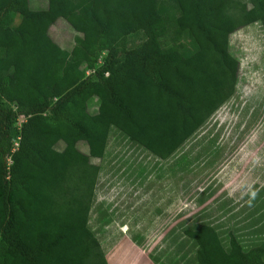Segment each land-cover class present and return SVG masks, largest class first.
<instances>
[{"label":"trees","instance_id":"trees-1","mask_svg":"<svg viewBox=\"0 0 264 264\" xmlns=\"http://www.w3.org/2000/svg\"><path fill=\"white\" fill-rule=\"evenodd\" d=\"M58 19L70 51L49 35ZM257 22L264 0H0V264H107L87 218L110 127L169 157L232 98L229 37ZM184 234L198 264H264L232 231L228 250L210 226Z\"/></svg>","mask_w":264,"mask_h":264},{"label":"crops","instance_id":"crops-1","mask_svg":"<svg viewBox=\"0 0 264 264\" xmlns=\"http://www.w3.org/2000/svg\"><path fill=\"white\" fill-rule=\"evenodd\" d=\"M209 120L208 118L166 159L159 158L132 141L115 126L110 127L102 158L98 161L99 172L90 207L92 210L95 205L96 231L93 232L88 227L90 210L87 227L99 244V239L107 241L108 247L116 255L115 264H137L131 258L129 261L122 259L129 253L144 251L159 256L160 262L157 264H180V247L175 240L180 235L186 238V230H196L202 225L215 230L225 250L229 249V231L233 232L243 251L260 245L264 248V241L253 243L246 240L232 220L223 230V221L211 217L209 213L208 218H195V208L198 205L206 207L210 212L213 192L215 197L228 198L229 194V160L226 155L233 147L232 140L226 134V138L221 136L223 139L216 146L205 147L207 131L215 124ZM217 122L216 126L222 131L224 122ZM129 156L134 157L132 164L129 161L124 165L125 158ZM136 162L142 163L144 170L133 171L131 177L126 173L131 168L138 169L134 165ZM101 176L104 178V186L98 188ZM260 186L256 188V192L264 188V183ZM249 198L247 196L245 201ZM245 201L239 205L236 203L237 207L245 208ZM137 207L142 212L140 217L138 212H134ZM251 217L246 219L249 225ZM234 220L238 223L236 218ZM137 237L141 239L140 242L134 241ZM190 242L193 245L191 264H198L195 257L198 245L194 240ZM102 252L104 254L103 249ZM106 262L110 264L107 260ZM138 264L145 262L140 261Z\"/></svg>","mask_w":264,"mask_h":264},{"label":"rangeland","instance_id":"rangeland-1","mask_svg":"<svg viewBox=\"0 0 264 264\" xmlns=\"http://www.w3.org/2000/svg\"><path fill=\"white\" fill-rule=\"evenodd\" d=\"M29 5L33 10L45 9L47 0H29ZM18 21L19 18L15 15L14 23ZM49 35L61 49L66 51L71 50L75 38L78 36L63 19H58L50 27ZM229 39L230 53L239 61L240 72L237 78L235 94L210 117L209 121L215 122V124L207 131L208 136L205 145L207 148L216 146L220 142L221 136L226 138V134L232 140L233 147L231 150L229 149L226 155L229 160L227 167L229 194L228 198L215 197L213 192L210 212L207 211L206 207L198 205L195 208V218L198 220L208 218L207 213H209L211 217H216L223 221L221 224L223 230L227 227L226 225L229 221L232 220L236 223L237 229L243 233L246 240L257 243V241H264V188L257 192L256 198L251 201V205H249V200L251 199L249 194L253 191V188L256 191V188L258 186L261 187L260 185L264 183V30L262 24L257 22L242 28L232 34ZM142 40V33L132 34L128 37V45L133 47ZM184 41V54L189 55L195 50V44L188 36H185ZM101 63L102 55L98 57L96 66ZM92 72L93 69L87 68L85 76ZM22 120V118H19L18 125L21 124ZM217 121L224 122V127L221 128L222 131H219L216 126ZM78 148L86 152L84 143L80 142ZM55 149L58 151L62 150L63 144L58 142ZM133 159L134 157L130 156L125 158L124 165L129 163V161L132 164ZM93 162L99 163L95 160ZM134 165L138 169L131 168L126 173L131 177L133 176V171L144 170L142 163L136 162ZM256 165L258 167H255ZM260 172L263 175L260 176ZM219 178L218 176L217 179ZM97 186L98 188L104 186V178L102 176L99 178ZM247 196H250V198L245 201ZM244 201L247 203L246 207L243 209L238 208L237 206ZM231 203L233 204L231 205ZM139 211L140 207L134 209V212H138L137 214L140 217L142 212ZM248 216H252L251 226L246 220ZM95 217L96 209L95 205H93L88 223L89 228L93 232L96 231ZM235 218L238 223L234 220ZM180 225L182 224L180 223ZM99 241L107 261L110 264H115L116 255L108 247L107 241L104 239H99ZM134 241L140 242L141 239L137 237ZM175 241H178V246L180 247V264H191L193 245L190 241L192 240L180 235L178 240ZM109 256L111 258L110 261L108 260ZM130 258L138 263L140 261L145 262V264H157L160 262L159 256L148 251L139 252L138 254L129 253L123 257L122 261H129Z\"/></svg>","mask_w":264,"mask_h":264},{"label":"clouds","instance_id":"clouds-1","mask_svg":"<svg viewBox=\"0 0 264 264\" xmlns=\"http://www.w3.org/2000/svg\"><path fill=\"white\" fill-rule=\"evenodd\" d=\"M257 192L256 191H251L250 196L251 199L249 200V205H251V201L256 198Z\"/></svg>","mask_w":264,"mask_h":264},{"label":"water","instance_id":"water-1","mask_svg":"<svg viewBox=\"0 0 264 264\" xmlns=\"http://www.w3.org/2000/svg\"><path fill=\"white\" fill-rule=\"evenodd\" d=\"M239 62V61H238ZM239 72H240V65H239V69H238V74H239ZM237 78H238V75H237ZM237 84V83H236ZM235 89H236V85H235ZM235 94V91H234V93H233V95ZM232 95V96H233ZM218 110V109H217Z\"/></svg>","mask_w":264,"mask_h":264}]
</instances>
